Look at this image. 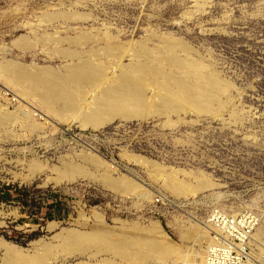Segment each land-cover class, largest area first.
I'll return each mask as SVG.
<instances>
[{"label": "rangeland", "instance_id": "374dc122", "mask_svg": "<svg viewBox=\"0 0 264 264\" xmlns=\"http://www.w3.org/2000/svg\"><path fill=\"white\" fill-rule=\"evenodd\" d=\"M107 43L126 50L109 52ZM139 48L160 70L152 80L169 89L186 76L167 56L196 69L199 87L215 98L212 110L152 109L144 120L116 114L100 129H82L81 116L60 120L5 69L66 75L84 62L107 67L111 80L144 62ZM107 54L126 66L117 68ZM71 166L85 172L62 179ZM104 177L140 191L112 188ZM201 181L216 188L194 200L166 187ZM215 208L260 215L255 238L264 245L257 238L264 234V0H0V264H121L106 252L65 245L61 230L116 234L153 225L186 258H202ZM50 222L58 224L53 231ZM186 230L201 235L200 245L182 236Z\"/></svg>", "mask_w": 264, "mask_h": 264}, {"label": "bare ground", "instance_id": "6f19581e", "mask_svg": "<svg viewBox=\"0 0 264 264\" xmlns=\"http://www.w3.org/2000/svg\"><path fill=\"white\" fill-rule=\"evenodd\" d=\"M107 45L108 43L106 46ZM110 46L111 45L107 46L106 48L109 52L113 51L112 49L114 45H112L113 47ZM175 46L176 43L174 42L170 43L169 47L175 48ZM120 47L121 46L117 47V49ZM182 48L186 49L184 46H182ZM106 49L104 51H102L103 49L96 50L98 53L102 52L101 54H103L105 51H107ZM121 49H124L123 51L126 50L122 47ZM133 50L135 49L133 48ZM90 51H88V53H90ZM114 52L117 53L116 51ZM88 53L86 52L87 55ZM106 53H104V56H106ZM123 53L126 54L125 52ZM101 54L99 55L101 56ZM149 54L150 53L148 49L139 48L136 50V58L144 59V62H136L137 64H130L129 66L125 65L126 67L120 63L122 59H114L115 57L112 58L113 56L110 57L109 55V58H107L108 61L111 58L114 59L118 63L116 64L117 68H119L118 66H120V64L122 67L128 68V70L122 72V74L114 76L116 78H113L112 75L111 80L108 77L109 73H107V67L104 68L105 66H102L101 64L92 66L87 63L84 64V62H81L67 70L66 75L53 74L50 70H48V68L37 70L36 72L32 73L29 71V69L21 67L20 71H17V65L13 64L6 66L5 69L10 73H17L19 80L22 83H26V85L32 89L34 96L40 97L41 105L52 111V114L56 115V117H60V120L63 119L65 114H70L71 116L75 117L81 116L82 121L79 127L82 129H86V127L91 128L92 130L100 129L105 125V122L107 123L112 119L110 117L116 116V114L117 116L119 115L121 119L128 120L131 116V119L136 118L137 116H141L140 118L143 119V117L147 115L149 116L152 109H172L182 111L183 109L189 108L192 110H197L200 113L211 109L215 98L211 96L207 90L201 89L199 87V81L201 82L202 78L196 69L189 67L186 62L178 59L179 57H173V55L167 56L166 59L170 63V66L177 69L186 76V80L180 81L175 79L176 83L174 81L173 83L176 84V89H169L167 87V81H162L159 83L152 80V76H160L161 74L159 69L154 68L152 65H150L151 62L146 60ZM115 61L113 62L115 63ZM110 63L112 62L110 61ZM114 63L112 65H115ZM116 67L115 69H117ZM170 80L171 79L169 78L168 81L170 82ZM210 84H212L211 80ZM73 123L74 122L70 121L68 126ZM32 127L37 128L38 126L33 125ZM92 162L102 166L97 161H95V159H93ZM105 169L108 168L105 167ZM84 172L74 166H71V168H68V172H61L59 175L61 178L67 177V179H69L70 177H73L74 179L76 175L78 176ZM61 178L59 179L58 177V179L55 181V184H59L63 179ZM104 179L106 185L112 188H123L125 192L140 191L137 190L138 188L130 181H126L124 179H116V181H112L106 177H104ZM166 187L172 193L177 195V197L179 195V197L184 196V198L187 197L190 200H194L198 193L209 189H215L216 185L211 184L208 181H201L196 186L189 185L188 187H184V185H176L169 182L166 184ZM262 223L256 233H258V231L261 229ZM57 227V223L50 222L48 225V230L53 231ZM103 228L105 227H96V229L87 235L79 234L73 231L61 230L60 235L62 242L67 246L73 248L78 247L83 251L89 250L96 251L98 253L106 252V254H109L120 261L121 264H147L150 261L156 264H167L173 262L174 258L178 257V255H183V257L179 258L180 261L176 264H182V262L183 264L191 263L201 259L195 257L186 258L185 252L187 251L178 248V246L170 241L166 234L157 225H153L151 232H143L133 228L131 231L121 230V232L118 231L119 233L116 234L114 231L113 233L108 231L109 229L106 230ZM182 236L186 240L192 241L193 243H199V245L201 243V235H199V233L186 230ZM257 238L264 239V234L260 233ZM4 245L6 246V244ZM262 247H264V245H262ZM10 250L12 251L11 248ZM13 250L15 249L13 248ZM13 252L15 251H12V253ZM16 253H13V255H16ZM47 254H49V251L46 248L43 251V255ZM17 255L20 254L17 253ZM103 264H111V262Z\"/></svg>", "mask_w": 264, "mask_h": 264}, {"label": "built area", "instance_id": "2783aa9c", "mask_svg": "<svg viewBox=\"0 0 264 264\" xmlns=\"http://www.w3.org/2000/svg\"><path fill=\"white\" fill-rule=\"evenodd\" d=\"M262 223L260 215L228 209L211 210L207 225L209 244L202 258L184 264H264V247L255 239Z\"/></svg>", "mask_w": 264, "mask_h": 264}]
</instances>
